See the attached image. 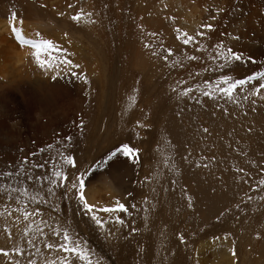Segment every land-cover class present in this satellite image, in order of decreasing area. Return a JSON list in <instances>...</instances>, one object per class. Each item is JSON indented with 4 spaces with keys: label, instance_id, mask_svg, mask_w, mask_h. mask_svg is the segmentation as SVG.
Returning a JSON list of instances; mask_svg holds the SVG:
<instances>
[{
    "label": "rangeland",
    "instance_id": "rangeland-1",
    "mask_svg": "<svg viewBox=\"0 0 264 264\" xmlns=\"http://www.w3.org/2000/svg\"><path fill=\"white\" fill-rule=\"evenodd\" d=\"M24 1H19L23 8ZM37 1L45 6L37 5V9L56 19L58 31L54 33L60 35L46 37L38 28L31 35L51 41L62 51L41 54L42 60L51 56L57 67L41 68L35 59L36 68L39 75L70 79L74 97L75 87H81L78 94L85 104L80 110L74 101V110L65 114H72V122L83 116L88 120L78 123L82 124L77 125L79 133L67 147L42 151L30 163L18 160L11 166L0 165V174L14 173L0 178V213H4L0 215V249L10 252L8 257L0 255V264H46L65 255L70 264H85L71 254L45 248L46 243L60 244L64 231L81 243L92 264H264L261 93L254 96L256 100L242 93L246 96L238 95L235 103L220 95L202 94L206 82L214 85L224 75L234 80V69L231 64L224 69L211 65L215 48L208 57L203 55L209 61L206 64L201 52L183 44L184 37L177 39L185 0H174L147 24L129 19L127 3L120 28L98 7L102 26L98 38L75 26L63 12L70 9V16L77 14L83 1L66 6L61 2L60 8L52 6L53 11L51 3ZM60 39L72 46L61 45ZM73 44L82 46L76 50L78 55ZM168 49L173 55L165 59ZM189 54L199 58L190 61ZM60 60L79 67H67ZM189 88L192 91L181 95ZM35 142L27 141L19 156L26 158L25 149ZM125 145L133 149L132 156L121 151ZM61 153L71 156L76 167L64 163ZM56 171L67 176V181L54 177ZM77 177L84 181V196L94 206L92 212L84 209L77 189L71 187L73 182L79 187ZM52 179L64 187L50 184ZM10 188L25 189L29 195L3 190ZM117 200L126 212L99 211L115 207ZM21 208L38 214L24 221L14 211ZM92 215L107 223L97 226ZM117 218L123 223H116ZM27 224L33 229L38 225L42 232L32 231L25 237Z\"/></svg>",
    "mask_w": 264,
    "mask_h": 264
},
{
    "label": "bare ground",
    "instance_id": "bare-ground-1",
    "mask_svg": "<svg viewBox=\"0 0 264 264\" xmlns=\"http://www.w3.org/2000/svg\"><path fill=\"white\" fill-rule=\"evenodd\" d=\"M19 1L22 0H0V165L3 164L4 166H11L18 163V160L23 162L27 159L30 161V158H34L42 151L52 152L67 147L72 143L75 135L79 133L78 123L82 120H88V116H83V112L80 115L83 116L82 119L78 118L77 120L75 118L73 122L72 114H67L74 110L72 109L74 108V101H78L80 110L85 104L84 99L80 97L81 94H78L82 88L75 87L76 92L73 94H76L74 97L72 89H70L72 84L70 79L48 74L39 75L41 72L36 68L33 52L27 48L28 46L21 47L17 44L11 32V26L20 29L22 36L27 40L36 41V38L31 35L36 28L40 29L46 37L50 35L59 38L60 35L54 33L58 31L56 19L52 18L49 13L37 9L38 1L36 3V0L31 2L25 0L22 3L24 8ZM44 1L51 3V7L56 4L58 6V3L61 2H65L66 6L67 2L72 4V1L79 3L83 1L81 9L77 13L82 10L83 13H90L91 15L85 16L79 22L73 21L75 22L74 25L93 32L96 38L102 35L99 32V28L102 26L99 27L100 22L98 24L99 20H97L98 7L102 11H106L113 23L120 28L124 7L127 3L130 6L129 19L138 22V24L154 21L158 17V12H161L160 10H166L167 7L174 4V0H159L158 2L153 0ZM39 7L45 8L42 4ZM46 7L48 8V5ZM53 7L51 8L52 11ZM13 12L17 18L10 25L9 17ZM63 12L68 15L69 19L73 16L69 15L70 9ZM55 13L56 16L60 15L57 10ZM181 13V18H179V22L177 21L180 32L192 35L196 40L188 44L190 50L200 49L197 52H201L202 57L203 55L208 57V53H211L215 48L213 47L215 41H218L217 43L223 46L221 50L231 48L234 52L239 53L242 60L230 65L234 69V73L236 72V74L233 73L234 80L246 78L258 71H264V0H185ZM171 15L169 13L166 17ZM203 25H212L213 30L208 31L202 27ZM119 30L121 31V29ZM126 31L123 33L128 34ZM198 32H203V36H197ZM60 40L61 45L72 46L70 42L66 43L63 39ZM74 44L77 43L74 41ZM74 44L72 50L78 55L76 50H81L82 46ZM189 55L192 56V54ZM214 56H210V63L212 66H218L222 60H213L211 57ZM204 60L206 63V59ZM240 70H243V74L237 72ZM260 83H264V80L253 81L242 89H238L235 98H238V95L243 96L242 93L249 92L250 88L259 87ZM251 98L255 99L254 96ZM258 98L262 99L260 100L261 105L258 100L255 102L262 106L261 110H264V90ZM65 112L67 113L65 114ZM9 115L11 118L15 117L18 122L12 121L8 117ZM55 129L58 130V133H51ZM39 133L41 136L38 135ZM29 134L33 136L30 137ZM32 140H36V142L33 146L31 145L32 147L29 146L31 148L28 150L25 149L27 157H20L17 152L24 150L26 142Z\"/></svg>",
    "mask_w": 264,
    "mask_h": 264
},
{
    "label": "snow or ice",
    "instance_id": "snow-or-ice-1",
    "mask_svg": "<svg viewBox=\"0 0 264 264\" xmlns=\"http://www.w3.org/2000/svg\"><path fill=\"white\" fill-rule=\"evenodd\" d=\"M71 7V5H70ZM90 13H83V11L81 10V12L73 15L71 17V19L75 22H79L80 20H82L85 16H90ZM16 14L15 12H13L11 14V16L9 17V24L12 25V22L16 20ZM89 22V21H86ZM94 23V21H91ZM22 23V21H21ZM203 28H206L208 31H212V25H203ZM11 32L14 35L16 41L19 43V45L21 47L24 46H28L31 49H33V56L36 59L37 64L39 65V67L41 68H47V69H52L54 67H57L58 65H55L52 63V57L49 56L48 60H42L41 59V54L42 53H52L54 51H62L60 49H57V47L48 40H27L22 36L21 30L18 29L15 26H11ZM177 32L179 33V35L177 36V39H180L181 37H186L183 39V44L184 45H188L190 42L194 41V37L192 35H188L187 33H182L180 32L179 29H177ZM197 36H203V32H198L196 34ZM37 36H39V33H37ZM145 47H149V45H145ZM223 48V46L221 44H217L215 46L216 51V55L214 57H211L213 60L216 59H220L223 61V63L219 64L218 67L221 69L226 68L229 64L233 63V62H239L242 60V56L239 53H236L233 51V49L228 48L226 50H221ZM200 50V49H197ZM167 51V56H165L164 58L167 59L168 57L172 56L173 53L170 49L166 50ZM156 53L154 52L153 55H155ZM188 60H196L198 59V57L195 56H189L187 57ZM59 64H63L67 67H79V65H73L71 63V61L69 60H60ZM82 80H84L85 83H87V79L84 76L80 77ZM260 80H264V72H255L252 75L247 76L246 78L243 79H235L233 80V78L229 75H224L221 78L217 79L214 83V85H210L207 82L205 83V88L206 90L203 91V95L205 97H213L214 95H220L221 97H225L229 100H232L233 103H235V95L237 94L238 89H242L245 85H249L251 84L253 81H260ZM264 90V83H260L259 87L257 88H250L248 95L250 96H255L257 94H260L261 91ZM173 91H176V89H173ZM192 91V89H186L184 90L181 95H187L188 92ZM204 131L206 132L207 129H204ZM124 155L126 156H132L133 155V149L129 148L127 145H125L123 147V149L121 150ZM62 159L64 160V163L72 166V167H76V163L74 161V159L71 156H64L62 153L60 154ZM114 155V154H113ZM112 157H109V159H111ZM23 163H30V161H28L27 159H25L23 161ZM37 167H43V165H37ZM25 171V175H27L26 170ZM14 173L12 172H4L2 174H0V178H8L10 176H12ZM16 175H18L19 173H15ZM54 177L61 179L62 181L66 182L67 181V176H64L60 171H56L53 173ZM40 177H37V179H39ZM29 179H31V177H29ZM77 180L79 181V187L77 188V184L75 182L72 183L71 187L72 188H76L79 196L78 199L80 200V202L83 204V207L85 210H87L88 212H92L94 206L90 205L87 203L85 196H84V181L82 179V177H77ZM50 184L57 186V187H64V183H60L57 184V180L56 179H52L50 181H48ZM259 184L264 187V179H261L259 181ZM3 190H10L11 192H17L19 191L22 195H29L27 193V191L25 189H17V188H10V189H3ZM49 193H52V188L48 189ZM54 194V193H52ZM31 199L33 200V202L36 201V197H31ZM19 203V201H17ZM14 211H19L22 215H23V219L24 221H28L30 216L34 215V214H38V212H33V213H29L27 212L25 209L21 208V209H14ZM99 211L104 212V213H114V212H126L127 209L125 207L124 204L120 203V201H116L115 202V207H104L99 209ZM0 215H4V213H0ZM91 219L96 223L97 226L99 227H104V224L107 223V221H101L96 215H92ZM116 223L122 224L123 221L120 220L119 218L116 219L115 221ZM5 231H7V229H5ZM32 231H40L42 232V229L39 228V226L37 225L36 229L32 228V224H27L26 228L23 231V235L25 237H27L29 235V232ZM53 231H56L55 229ZM57 235H59V233H57ZM11 238V237H10ZM29 243H31V241H29ZM45 248L48 249L49 251L51 250H55L57 252H63L66 254H71L74 257H77L80 261L85 262V264H92V261L89 259L88 254L86 251H84V249L81 246V243L75 240H72V238L70 237L69 233L67 231L63 232V237H62V242L60 244H52V243H46L45 244ZM20 249L17 248L16 249V253L20 254ZM40 249L37 248V252H39ZM0 255H3L5 257H8L10 255V252L4 249H0ZM233 255H235V253H233ZM30 264H35V261H30ZM46 264H70L69 262V256L65 255L63 258H61L59 261L57 260H52V259H48L46 261Z\"/></svg>",
    "mask_w": 264,
    "mask_h": 264
}]
</instances>
